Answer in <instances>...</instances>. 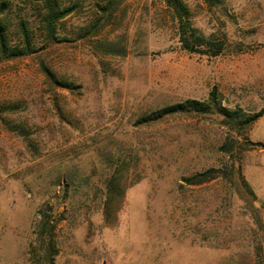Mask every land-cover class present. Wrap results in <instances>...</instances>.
Masks as SVG:
<instances>
[{
    "label": "rangeland",
    "instance_id": "1",
    "mask_svg": "<svg viewBox=\"0 0 264 264\" xmlns=\"http://www.w3.org/2000/svg\"><path fill=\"white\" fill-rule=\"evenodd\" d=\"M11 1L8 44L24 19L33 52L0 59V264H264V0H182L216 55L158 0H58L50 37L42 0ZM213 91L260 117L141 122Z\"/></svg>",
    "mask_w": 264,
    "mask_h": 264
},
{
    "label": "trees",
    "instance_id": "2",
    "mask_svg": "<svg viewBox=\"0 0 264 264\" xmlns=\"http://www.w3.org/2000/svg\"><path fill=\"white\" fill-rule=\"evenodd\" d=\"M164 4L173 13L174 21L177 23L178 40L183 48L189 52H195L198 50L196 48H212L214 49V54H218L220 45L213 44L211 40L205 39L204 37L197 34L195 28L190 24V11L188 7L182 2V0H158ZM205 4L211 5L218 0H203ZM44 5V15L42 18V25L47 36H51L55 29L56 23L69 13V9L61 7L58 0H42ZM12 5L11 0H0V59L2 58H16L29 55L33 52V43L29 37V31L27 27V22L24 19H20L17 23V34L20 40L19 46H10L5 33V25L2 23L1 17L5 14L7 10ZM182 113H202V114H212L220 118L221 122L228 124H238L243 130L250 126L260 114H254L247 117H243L238 111H232L216 101L214 91L210 93L207 102H199L196 100H186L181 103H176L168 106H164L160 109L152 111L141 119V122L147 124L153 123L155 121L164 119L170 115L182 114ZM221 150H226L225 145L221 146ZM227 162L220 164L216 168H209L201 173L185 177L184 182L188 184H196V182H202L203 180H210L219 177V174L224 172V167ZM238 169V166H236ZM194 182V183H192ZM244 182V181H243ZM244 187L247 192L251 194V191L244 182ZM38 226L43 228H48L49 237L46 240V246L53 249L54 248V224L52 221L47 219H38ZM41 229V230H42Z\"/></svg>",
    "mask_w": 264,
    "mask_h": 264
}]
</instances>
